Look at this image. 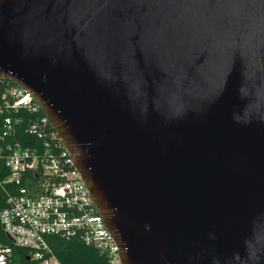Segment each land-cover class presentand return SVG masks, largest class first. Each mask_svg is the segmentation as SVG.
<instances>
[{
  "label": "water",
  "instance_id": "water-1",
  "mask_svg": "<svg viewBox=\"0 0 264 264\" xmlns=\"http://www.w3.org/2000/svg\"><path fill=\"white\" fill-rule=\"evenodd\" d=\"M0 77L47 114L122 264H264V0H0Z\"/></svg>",
  "mask_w": 264,
  "mask_h": 264
},
{
  "label": "built area",
  "instance_id": "built-area-1",
  "mask_svg": "<svg viewBox=\"0 0 264 264\" xmlns=\"http://www.w3.org/2000/svg\"><path fill=\"white\" fill-rule=\"evenodd\" d=\"M21 127L41 139V146L24 145L18 137ZM0 173L7 194L0 223L10 242L28 250L25 262L14 263L13 246L0 242V264H66L50 235L76 239L105 253L108 264H122L121 243L47 114L23 86L1 77Z\"/></svg>",
  "mask_w": 264,
  "mask_h": 264
},
{
  "label": "trees",
  "instance_id": "trees-1",
  "mask_svg": "<svg viewBox=\"0 0 264 264\" xmlns=\"http://www.w3.org/2000/svg\"><path fill=\"white\" fill-rule=\"evenodd\" d=\"M40 114L42 112L40 111ZM19 139L24 145L38 147L41 146L42 140L33 134L25 132L24 127L19 128ZM34 176V175H33ZM4 179V175L0 173V180ZM7 187V184H5ZM7 194L4 186L0 184V210L6 206ZM57 256L66 264H108V256L98 249L85 245L84 243L70 238L65 239L57 235H50L48 237ZM0 242L13 246V261L14 263L25 262V257L28 250L22 247L15 246L7 238L6 232L0 223Z\"/></svg>",
  "mask_w": 264,
  "mask_h": 264
}]
</instances>
